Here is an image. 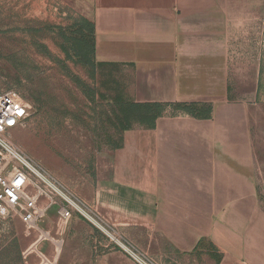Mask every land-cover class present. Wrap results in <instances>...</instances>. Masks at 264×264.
Segmentation results:
<instances>
[{
    "label": "crops",
    "instance_id": "obj_1",
    "mask_svg": "<svg viewBox=\"0 0 264 264\" xmlns=\"http://www.w3.org/2000/svg\"><path fill=\"white\" fill-rule=\"evenodd\" d=\"M90 5L92 61L112 98L164 111L152 122L130 120L123 132L112 128L96 176L67 186L157 264H264L256 87L245 65L232 66V23L237 30L241 19L232 21L228 0ZM68 223L72 237L87 230L100 264H135L79 217Z\"/></svg>",
    "mask_w": 264,
    "mask_h": 264
},
{
    "label": "rangeland",
    "instance_id": "obj_2",
    "mask_svg": "<svg viewBox=\"0 0 264 264\" xmlns=\"http://www.w3.org/2000/svg\"><path fill=\"white\" fill-rule=\"evenodd\" d=\"M228 5L232 21L241 19L237 30L232 23V66L245 65L246 78L256 87L252 134L264 211V0H228ZM90 6V0H0V94L14 93L28 109L10 140L71 192L65 181L82 184L96 176L116 121V99L103 69L76 61V51L95 45L86 30L83 42L73 35L76 26L90 21ZM49 211L38 229L18 217L0 219V264H100L102 255L87 247V230L79 228L72 237L68 221L62 222L54 207Z\"/></svg>",
    "mask_w": 264,
    "mask_h": 264
},
{
    "label": "built area",
    "instance_id": "obj_3",
    "mask_svg": "<svg viewBox=\"0 0 264 264\" xmlns=\"http://www.w3.org/2000/svg\"><path fill=\"white\" fill-rule=\"evenodd\" d=\"M27 117L24 101L12 92L0 94V219L18 217L29 229H38V224L54 207L62 222L79 217L135 264H157L107 224L92 206L34 164L11 142V132L22 126ZM40 233L49 236L47 232Z\"/></svg>",
    "mask_w": 264,
    "mask_h": 264
},
{
    "label": "trees",
    "instance_id": "obj_4",
    "mask_svg": "<svg viewBox=\"0 0 264 264\" xmlns=\"http://www.w3.org/2000/svg\"><path fill=\"white\" fill-rule=\"evenodd\" d=\"M88 31L91 35H94L93 31V25L91 21L85 22L82 26H76L73 30V35L78 38V41L83 42L84 38L82 37L84 34V31ZM60 35L65 36V33L63 30H59ZM95 45L86 46L81 51H76L75 56L77 57L78 63H85L86 65H94V62L92 61V57L94 54ZM83 61H82V60ZM115 106L117 108L118 115H116L115 112V118L116 121L113 123V127L116 130L119 131H126L130 124V120H142L147 122H152L156 118L162 115L164 111V106L159 103H144V104H136L129 101L122 102L119 98H116L115 100ZM178 109L184 110L186 112H193V109L190 106H183L178 107ZM207 109L206 111H200L202 116H207L208 113Z\"/></svg>",
    "mask_w": 264,
    "mask_h": 264
}]
</instances>
